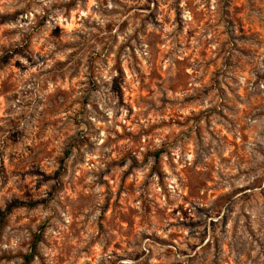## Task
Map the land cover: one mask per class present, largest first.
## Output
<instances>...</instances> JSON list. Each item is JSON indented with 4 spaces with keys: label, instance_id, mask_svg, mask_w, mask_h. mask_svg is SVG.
I'll use <instances>...</instances> for the list:
<instances>
[{
    "label": "rangeland",
    "instance_id": "obj_1",
    "mask_svg": "<svg viewBox=\"0 0 264 264\" xmlns=\"http://www.w3.org/2000/svg\"><path fill=\"white\" fill-rule=\"evenodd\" d=\"M17 2L23 3V0ZM75 6L76 0H68L63 4L69 11ZM172 7L180 42L176 44L175 50L170 49L168 53L163 52V33H150L146 30L147 22L161 27L160 21L156 19L161 14L165 16V25L171 22L167 8L161 12V0H147L146 4L128 10L135 11L133 19L140 20V27L119 49L116 48L118 38L113 34V28L115 26L123 33L131 21L124 20L117 25L109 22L103 28L93 23L97 32L92 34L91 40L104 43V50L117 56L116 67L120 77L115 78L112 91L120 97L121 105H124V97L128 93L125 91L120 58L125 51H129L139 65L140 58L135 55L137 48L141 52L149 51L151 56V68L147 72L137 67L141 74L139 103L146 105L147 110L142 116L136 114L133 104L137 103V94L132 93L126 105L129 109L126 118L128 122H118V128L110 130L114 136H110L103 145L111 147L113 151L106 154L111 155L112 159L106 163L105 169L96 173L105 187L101 214L96 220L84 212L89 200L94 198L83 193V188L87 187L84 185V177L88 173L84 171L77 178L73 171L77 166L89 163L85 153L94 151L95 142L92 137L100 131L87 118L90 95L85 92L78 99H73L76 91L73 81L77 79L79 71L76 65L81 63L78 57L80 52L89 48L90 40L81 34L79 42H64V30L59 27L55 30L59 33L57 40L62 47L77 48V52L69 62L58 61L55 70L48 73L54 80L59 77L67 87L57 89L45 101H37L44 108L40 113L42 119L36 132L35 144L29 142L25 146L21 141V138L28 139L27 126L34 119L31 114L13 118V110L6 106L5 112L9 115L0 125V134H4L0 135V141L8 147L24 148L29 154L28 158H20L16 152L5 156V152L0 151V191L5 193L3 203H0V209H3L0 211V243L10 242L13 233L23 234L18 250L0 249V264H22L23 257L31 252V245L36 238V249L28 264H72L73 255L76 257L75 264H119L121 260L129 259L133 264H148L156 246L167 247V251L161 254L165 259L172 256L173 249H176L178 255L186 257V260H175L172 264H249V261L257 264L259 256L264 255V176H257L259 170L252 163V154L259 146L258 141L250 140L253 132L259 135L264 130V122L253 125L249 119L256 120L258 114H264V94L258 90V84L264 81V71L260 70L264 61L259 59L260 49L264 47V0H220V6L214 13L209 3L200 9L195 0H187V9L193 15V21L187 22V26L181 17L183 10L180 8V0H175ZM28 10L30 5L0 13V26L8 23L28 24L24 18ZM142 12L148 15L141 19ZM47 22L48 15H37V25L35 28L29 26L31 31L25 33L23 43L16 42L15 46L12 43L0 45V51H3V55H0V73H6L0 82V96L5 98L6 105L19 101L24 95L23 89L17 91L19 85L13 76L16 69L24 71L25 68L20 61L13 64L10 53L29 58L33 51L32 42ZM17 33L18 29L5 28L2 35L10 41ZM144 43L148 44V49L143 47ZM173 51L176 54L172 63L166 70L162 69L161 55L168 59ZM99 60V54L92 52L89 55V80H95ZM10 67L13 70L11 73L8 72ZM190 68L201 73L196 78V84L200 85L198 88L192 86L195 72L190 73ZM173 72L174 75H168ZM241 76L246 78V85H252V91L247 86L234 87L239 84ZM158 90L164 94L157 103L150 98ZM93 91L98 89L93 88ZM169 92L186 95L182 99H172ZM206 99L211 106L199 107ZM23 103L25 107H36L31 101ZM77 103L80 110L75 115H69L65 121L64 114L71 113ZM17 107H21V104H17ZM189 107L196 109L189 116L177 110ZM154 114L164 119L159 123L152 122L147 127L139 123L141 119L152 120ZM21 120L25 121L24 131L19 130ZM261 121H264V116ZM173 125L186 128L189 138L194 133L198 149L197 158L191 165H185L179 173H174L183 181L180 198L173 200L165 185V162L162 158L165 154L170 156L167 144L154 151L149 148L144 154L145 163L149 157L154 156L156 159L152 172L160 176V186L167 193L166 207H160L159 196L154 199L151 195V174L140 184L143 191L139 195L131 169L121 173L118 186L113 187L115 177H105L111 176L128 159H133L134 165L139 167L132 153L144 144L143 137H151L158 129ZM133 126L135 130H130ZM83 129H87V132ZM180 138L170 139L169 143L175 144ZM58 140H63L62 146L58 147ZM123 141H130L131 146L122 149L120 146ZM201 149L205 150L203 157L200 155ZM259 155L264 156V152ZM56 163L60 165L55 173L56 195L41 199L37 194L52 179L53 173L49 169L55 167ZM254 176L257 178L253 179ZM13 177L23 182L21 187L14 189L9 185ZM70 182H74L72 188H69ZM74 188L81 189L77 202L73 204L69 196L59 203L72 215L69 231L73 239H79L84 228L89 231L94 228L97 241L105 239L98 261L94 243L91 246L83 244L74 252L76 245L66 244L57 235L60 225L67 222L55 211L45 216L65 189L71 192ZM8 193H11L10 200ZM137 202L141 204L139 210L134 207ZM165 219L168 225L163 230L167 232L168 228L174 229L168 233L167 239L157 232L149 235L148 232L137 231L145 224L151 228L153 221L159 220L162 223ZM57 220L60 224L56 223ZM253 220L258 226L253 225ZM64 239L67 240V237ZM148 242L152 243L153 248L145 251ZM181 244L187 247H181ZM257 249L258 255L254 259L252 253ZM109 251L111 256L105 257L104 253ZM122 252L125 255L121 256ZM161 256H157V259L165 264Z\"/></svg>",
    "mask_w": 264,
    "mask_h": 264
},
{
    "label": "clouds",
    "instance_id": "obj_2",
    "mask_svg": "<svg viewBox=\"0 0 264 264\" xmlns=\"http://www.w3.org/2000/svg\"><path fill=\"white\" fill-rule=\"evenodd\" d=\"M68 0H23V3H18L17 0H0V13L5 11H13L15 8H24L27 5H30V10L26 11L25 19H27L28 24H13L8 23L6 25L0 26V45L6 43H12L15 46L16 42L23 43L25 33L31 31V28H35L37 25V15L43 17L48 15V22L45 25L42 32L37 35L36 39L33 40V51L29 58H25L22 54H17L11 52L12 63L15 64L16 61H20V64L24 66L25 70L21 71L16 69L13 79L18 83L19 88L17 91L23 89L24 95L21 96L19 101H14L10 104H5V98L0 96V125L4 123L5 118L9 113L5 112V107H9L13 110V118L21 114H31L34 117L32 124L27 126V135L28 139L24 140L21 138L23 145H27L29 142L35 144L36 142V132L38 130V125L42 119L40 113L43 112L44 105L38 104L37 101H45L50 94H53L59 88H66L67 84L64 81H61L59 77L55 80L48 74L49 71H54L55 66L58 61L69 62L74 53L77 52V48H63L61 42L57 40V35H59L57 28L64 30L63 41H73L79 42L81 39V34L85 39L90 40L89 48L83 52H80L79 59L81 63L76 65V68L79 69L77 79L73 81V87L76 89L73 99H78L83 93L87 92L90 95V100L87 104V118L90 119L96 126L100 129L97 136H93L92 139L95 142V149L93 152L85 153V158L89 163L84 165H79L77 168H74L75 176L80 177L82 172L86 171L87 176L84 177V185L87 187L83 188L84 195L94 197L90 199L88 205L84 208V212L90 214L93 220H96L101 214V205L105 196V187L100 182V177L96 173L101 172L105 169V165L108 161L112 159L111 155H106L111 153L113 149L111 147H103L106 141L109 140L110 136H114V133L110 131L111 129L118 128V122L127 123V117L129 115V109L126 106L129 103V98L132 93L137 94V103L133 104V108L138 116H142L143 113L147 110V106L139 103V89L141 87V74L137 71V67L143 69L144 72H147L151 68L149 61L151 56L149 51L141 52L137 48L135 55L140 58V64L138 65L136 61L132 59V54L129 51H125L124 55L120 58V64L123 69L124 79H125V91L128 93L124 97V105H121L120 97L112 91L115 78L120 77V71L117 69V56L111 52L105 51L104 43H96L95 40H91L93 33L97 32V28L93 26V23L99 25L103 28L109 22H112L114 25H117L124 20L131 21V24L126 31L121 33L114 26L113 34L118 38L116 43V48L119 49L121 44H124L140 27V20L133 19L135 16V11H128L129 9H135L137 5H144L147 3V0H76V6L73 10L69 11L63 7V4L67 3ZM195 3L199 5L200 9H203L205 3L210 4V10L214 13L220 6V0H195ZM175 0H161V12L163 13L165 8H167V16L170 19V23L164 24L165 16L163 14L156 17L160 21L161 27L155 26L151 22H147L146 30L150 33H163V40L165 41L163 46V52L168 53L169 50H175L176 44L180 41L178 40L179 33L176 31L177 23L176 16L173 10ZM180 8L183 10L181 13L182 19L186 22L193 21V15L187 9V0H180ZM147 12L140 13V18L147 16ZM18 29V33L11 37V40H7L3 37L2 33L4 29ZM135 45V41H133ZM143 47L148 49V44L144 43ZM95 52L99 54L100 60L96 65V78L95 80H89V68H88V57L89 55ZM259 54V59L264 61V47H261ZM175 51H173L172 56L168 59L164 58V55H161V68L167 69L172 63V59L175 56ZM0 55H3V51H0ZM174 67V66H173ZM76 68H73V71H76ZM260 70L264 71V63L260 65ZM13 70L10 67L8 72L11 73ZM188 71L195 72L192 80V86L194 88L200 87L196 84V78L201 75L200 72L195 71V69H188ZM70 75V73H69ZM168 75H174L173 73H168ZM6 73H0V82L5 78ZM248 79H254L248 77ZM247 86L249 91H252V85H246V78L241 76L240 82L234 87H245ZM93 88H97L98 91H93ZM258 90L261 91V94H264V81L258 84ZM164 91H167L166 89ZM164 94L162 91H156L150 99H154L159 102L160 97ZM169 97L172 99L180 98L182 99L186 93H168ZM211 99V97L209 98ZM218 99V98H217ZM25 101H31L32 104H35V109L33 107H25ZM215 103V101H213ZM17 104H21V107H17ZM139 105V106H137ZM208 100H204L199 107H210ZM80 110L79 103L72 109L71 113H65L63 119L66 121L69 115H75ZM178 111L182 112L184 116H189L194 110V108H178ZM264 114H258L256 120H251V124L256 125L261 121V117ZM164 119L163 117H158L155 114L153 115L152 120H143L141 119L139 123L147 127L150 123L156 122L159 123L160 120ZM83 128V126H81ZM19 130H25V121L21 120L19 125ZM87 132V129H83ZM135 130V126L132 129ZM188 130L179 128L175 125L172 127H163L157 130L153 136L143 137L144 144H142L138 151L132 153L135 157V160L139 162V167L134 165L133 159H128L122 167H117L114 172L109 177H115L113 182V187L118 186L119 184V175L125 171L132 170V178L137 183V195L141 191L140 184L149 178L151 174V184L150 189L151 195L155 199L156 196L160 198V207H166L168 202L165 200L167 193L160 186V176L152 172L154 165L156 164L155 157H149L147 163H145L144 154L151 148L153 151L160 149L164 145H168V154L163 156V161L165 162V167L163 172L165 175V185L168 189V192L172 194V199L177 200L180 198L183 193L182 184L183 181L178 175L174 173H179L180 169L185 167V165H191L192 161L197 158L198 149L195 134L193 133L191 138L187 135ZM4 135V134H0ZM181 137L177 143L170 144V139H177ZM255 139L258 141V147L255 153L252 154V163L255 164L256 168L259 170L257 176H264V156L259 155L260 152H264V130L258 135L253 132L250 135V140ZM58 147L63 145V140L56 141ZM126 146H131L130 141H123L121 143V148H126ZM0 151L5 152V156L9 153L16 152L20 158H28L29 154L24 148L16 149L13 147H8L4 142L0 141ZM204 149L200 150V155L203 157ZM49 159H55V157H50ZM95 161V163H91ZM59 163L55 164V167L49 169L53 173L52 179L48 181L44 189L41 190L37 195L41 199H47L50 195H56L54 188L57 184L55 178V173L59 170ZM257 176H254L253 179H256ZM74 182L69 183V188L73 187ZM243 183V182H242ZM23 184L18 177H13L9 181V185L14 189L21 187ZM258 191V190H257ZM81 192L80 188H74L73 191L69 192L67 189L60 194L57 200L53 203L49 212L45 213V216L53 214V211L59 216L62 217L67 223L60 225V232L57 234L58 238L64 241L66 244H75L76 250L82 247L83 244H95L97 251L96 260L100 259V252L104 247L105 239L101 238L99 241L96 240L97 233L93 228L89 231L87 228L82 229L79 239H73V234L69 231V227L72 224V215L70 212H66L64 206L59 203L60 200H65L69 196L71 197V202L75 204L77 202L78 196ZM9 200L11 193L7 194ZM5 198V193L0 191V203H3ZM264 204V201H262ZM138 210L141 209V204L137 202L134 205ZM3 209H0L2 211ZM247 211V209H245ZM57 224H60V221H56ZM254 226H258L256 221H252ZM168 222L165 219L162 223L159 220L152 222L151 228L148 224H145L142 228L138 229V233L148 232L151 235L152 232H157V234L164 239H167L168 233L174 231V229L168 228L167 232L163 229L167 228ZM13 238L10 242L0 243V249L3 250H18L22 241L23 234L13 233ZM185 235L187 233L185 232ZM67 237V240L64 238ZM143 247V243H142ZM181 247H187L186 244H181ZM148 248H153L151 242L147 243V247L144 248L147 251ZM133 249H129L132 251ZM167 251V247L156 246L153 248L151 259L148 261V264H161V260L157 259V256H161L162 253ZM258 249L256 252L252 253L253 258L255 259L258 255ZM125 253H121V256ZM105 257H110V251L104 253ZM147 259V258H145ZM161 259H165L161 256ZM76 257L73 255L72 264H75ZM175 260H186V257L182 254H177L176 249H173V254L171 257L165 259V264H172ZM119 264H133L132 260H121ZM249 264H252V261H249ZM257 264H264V255L259 256Z\"/></svg>",
    "mask_w": 264,
    "mask_h": 264
},
{
    "label": "trees",
    "instance_id": "obj_3",
    "mask_svg": "<svg viewBox=\"0 0 264 264\" xmlns=\"http://www.w3.org/2000/svg\"><path fill=\"white\" fill-rule=\"evenodd\" d=\"M37 242H38V239L36 238L35 241H33L32 245H31V252L23 257V263L22 264H28L31 261L33 255H34L35 249H36Z\"/></svg>",
    "mask_w": 264,
    "mask_h": 264
}]
</instances>
